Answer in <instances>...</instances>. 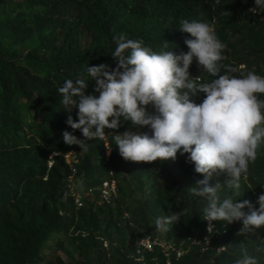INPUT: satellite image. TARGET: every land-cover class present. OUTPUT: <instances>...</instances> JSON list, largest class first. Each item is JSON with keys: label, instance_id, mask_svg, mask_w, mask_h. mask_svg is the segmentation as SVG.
<instances>
[{"label": "trees", "instance_id": "obj_1", "mask_svg": "<svg viewBox=\"0 0 264 264\" xmlns=\"http://www.w3.org/2000/svg\"><path fill=\"white\" fill-rule=\"evenodd\" d=\"M254 0H0V223L10 237L21 246L3 250L0 243V264H66L60 258L48 260L44 252L47 238L56 232L75 228L85 217L90 225L100 224L103 208L83 197L77 208L69 196V179L81 181L89 194L101 197L104 182L115 181L118 196L128 199L134 208L128 209L130 219L125 226L113 218H105L109 227L118 232L142 227L153 233V217L159 209L186 210L180 220L165 234L171 246L164 252L159 246L152 251L127 245L96 248L93 260L79 264H235L243 258V250L264 264V231L256 236H237L242 221L227 224L213 221L226 235L213 239L212 247L202 253L206 234L203 208L207 201L194 196L190 188L203 175L195 173L187 156L178 154L175 161L157 160L159 174L154 176L149 195L135 201L122 187L121 174L125 160L119 155L112 137L125 130L148 132V127H134L120 117V127L106 129L105 138L86 140L84 148L67 145L62 133L66 130L83 139L81 130L66 124L69 115L78 122V108L65 109L57 88L67 79L87 78L88 66L107 64L116 67L111 56L115 51L114 36L123 33L138 39L155 52H187L188 33L180 30L182 20L211 23L215 20L217 38L226 45L218 62L219 74L241 75L249 70L264 76V12L253 14ZM35 44L32 45V42ZM165 43L167 47H165ZM241 72H226L227 67H241ZM192 78L211 82L218 78L199 66L194 58L189 68ZM86 95L98 96L94 81H87ZM205 94L198 92L191 99L201 103ZM264 99V95H260ZM149 113L154 108L147 107ZM111 119V118H110ZM264 126V125H262ZM111 145L107 156L105 145ZM71 155L77 163H67ZM146 162H135L129 170L135 179ZM147 163L146 168L151 169ZM223 184L214 174L211 184ZM144 184L140 182V188ZM25 195L23 216L16 217L12 208ZM221 201L230 194L220 191ZM264 193V143L258 149L254 163L249 164L248 180L234 201L248 200L258 209L256 198ZM246 213L249 209H243ZM175 212V213H176ZM96 228V226H95ZM97 230V229H95ZM93 236V233H89ZM227 251L217 254L219 247ZM177 252H183L178 257ZM143 257L142 261H138ZM92 261V262H91Z\"/></svg>", "mask_w": 264, "mask_h": 264}, {"label": "clouds", "instance_id": "obj_2", "mask_svg": "<svg viewBox=\"0 0 264 264\" xmlns=\"http://www.w3.org/2000/svg\"><path fill=\"white\" fill-rule=\"evenodd\" d=\"M254 3L250 12H264V0ZM214 25L215 20H182L180 30L191 38L185 40L188 51L179 55L155 52L142 40L129 39L123 33L114 36V69L107 64L88 66L86 77L90 79H67L57 88L65 109L78 108V122L69 115L66 124L74 131L81 130L83 139L66 130L62 136L65 144L83 149L86 140H103L106 129H118L120 117L134 127H148L150 134L129 129L114 135L112 141L119 155L125 161L151 163L175 161L178 151L188 154L187 162L204 177L190 191L207 201L203 220L208 222V232L212 231L213 221H242L243 227L236 233L241 236L264 226V193L257 197L258 209L248 200L237 202L231 196L221 201V183L210 181L214 174L226 173V187L234 195L239 194L241 181L247 182L249 164L256 161L258 148L264 143V99L260 98L264 95V76L254 70L239 76L219 74L218 62L225 59L222 52L226 45L217 38ZM194 58L218 78L197 83L200 77L192 78L189 73ZM242 67H227L226 72H241ZM89 80L95 82L98 96L85 94ZM198 92L205 94L201 103L191 99ZM149 105L153 113L147 111ZM105 147L110 155L111 145ZM246 207L248 213L243 211ZM185 211L158 217L157 231H168ZM225 251L227 248L219 247L217 254ZM235 264L258 261L244 249L243 258Z\"/></svg>", "mask_w": 264, "mask_h": 264}, {"label": "rangeland", "instance_id": "obj_3", "mask_svg": "<svg viewBox=\"0 0 264 264\" xmlns=\"http://www.w3.org/2000/svg\"><path fill=\"white\" fill-rule=\"evenodd\" d=\"M33 44H35L34 41L32 42V45ZM258 149H260V147ZM178 154H180V152H178ZM187 155L188 154H184L183 156ZM107 156H110L108 153V149ZM73 158H71V160ZM134 163L135 162L125 161V169L121 174V181L122 187L126 188L128 193H130V197L137 201L145 195L147 196L150 194L154 176L159 174V165L154 164V162L148 163L151 165V169L146 168L147 163L144 166H140L139 168H142L143 170L137 173V177L133 179L131 177V174L129 173V170L134 166ZM216 176L223 183L220 191L230 194L233 198H239V194L234 195L233 191L229 190L226 187V181L228 179L226 173L220 172L217 173ZM140 182L144 184L143 189L140 188ZM244 183L245 182L242 180L241 187L244 185ZM76 185L84 198H89L91 202H96V206L103 208L102 213L100 214V224L98 220H95L96 225H90L89 217H85L84 221L80 222L75 228L71 229L69 233L66 234L63 231H59L51 234L44 243V252L48 260L60 258V260H62L66 264H79L85 260V250L86 253L91 252L89 256L86 257L87 261L93 260L96 248L100 246V242H102L104 248L110 246L111 243L113 247H116L118 246L117 244L119 243L120 239H124L128 246H131L133 244L136 248L142 243L147 244L148 240H150L151 244L152 242H157L159 247L165 251H167V249H170V246L165 243V234L167 231H157L155 221L158 217L169 216L172 213H175L176 209H159V214L153 217V233L149 234L142 227H135L133 230L118 232L114 227H109L105 223V218H109L111 216L113 218V224L118 221L121 223V225L125 226L126 221L130 219L127 208H134V205L131 204L128 199L122 200L119 198L110 199V202L106 203L102 200L101 197L99 198V196H94L95 194L93 193L87 194L84 191L83 186L81 187V181L77 182ZM220 191L218 193L219 196L221 195ZM18 192L20 194L19 204L12 208V210L16 217H21L23 216V213L25 211V195L20 190H18ZM5 227L6 226L4 224L0 223V243L4 248L3 250L21 246L20 242H17L15 238L10 237L9 234H7V232L5 231ZM170 227L171 225H169V228ZM263 231L264 226H261L260 228L254 229L253 232L248 234L251 237L258 235ZM90 232L93 233L92 237L89 234Z\"/></svg>", "mask_w": 264, "mask_h": 264}, {"label": "built area", "instance_id": "obj_4", "mask_svg": "<svg viewBox=\"0 0 264 264\" xmlns=\"http://www.w3.org/2000/svg\"><path fill=\"white\" fill-rule=\"evenodd\" d=\"M71 158H73L71 155L66 156V160L68 164H71L72 162L77 163V161L75 160V158H73L71 160ZM69 196L71 198L74 199V202L77 206V208H81L83 206V196L80 193V191L78 190V187L75 183V180L73 179V177H71L69 179ZM111 186H112V190H111ZM114 197H117V185L115 183V181H111V182H104L103 183V187L101 189V198L104 202L109 203L110 199H113ZM213 223V228L211 233L208 232L207 228H208V222L206 221V234L204 235V238L202 241H198L196 238L193 241V244L195 245H202V253L206 252L207 250H209L212 247V241L213 239H219L223 236L226 235V230L225 229H219L214 222ZM262 242H264V238L262 240ZM159 246L157 244V242H150V240H148L147 244L146 243H142L140 245L137 246L138 249V253H140V248L144 247L146 250L148 251H152L153 250V246ZM171 247V246H170ZM169 249H167V251L164 250V252H168ZM178 253V257H180L183 252H177ZM138 261H142L140 259H138Z\"/></svg>", "mask_w": 264, "mask_h": 264}]
</instances>
